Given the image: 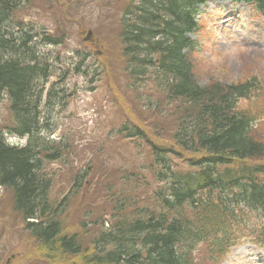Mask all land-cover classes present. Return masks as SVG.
I'll use <instances>...</instances> for the list:
<instances>
[{"label": "trees", "instance_id": "obj_1", "mask_svg": "<svg viewBox=\"0 0 264 264\" xmlns=\"http://www.w3.org/2000/svg\"><path fill=\"white\" fill-rule=\"evenodd\" d=\"M20 1L0 0V106L6 104L7 113L3 118L0 112V189L10 194L13 212L44 261L220 264L241 241L264 247V134L256 129L263 114L240 104L264 97V87L256 77L229 84L212 80L204 86L197 81L193 59L199 45L191 36L201 29L199 8L210 0L114 4L124 75L135 92L129 111L136 121L141 112L148 119L140 117L141 125L133 126L126 120L110 134L129 140L125 147L136 158L140 153L135 150L146 151L149 161L130 174L135 189L146 191L143 196L111 190L110 211L116 214L81 224L83 233L96 228L87 246L81 232L66 234L64 219L91 164L116 144L93 145L92 157L84 156L88 166L75 174L66 197L52 201L56 172L51 167L73 170L79 155L76 138L67 133L55 139L59 122L44 115L57 103L68 111L59 93L46 90L60 56L44 49L65 45L69 36L54 37L42 26L17 20ZM225 1L245 3L264 19V0ZM86 58L78 54V64ZM158 120L177 127L165 134ZM8 137L26 144L15 146ZM174 162H179L178 171Z\"/></svg>", "mask_w": 264, "mask_h": 264}, {"label": "rangeland", "instance_id": "obj_2", "mask_svg": "<svg viewBox=\"0 0 264 264\" xmlns=\"http://www.w3.org/2000/svg\"><path fill=\"white\" fill-rule=\"evenodd\" d=\"M120 1L22 0L21 9L16 13L17 20H25L26 25L42 26L47 34L54 37L69 36L65 45L57 49H44L53 57L60 56L55 63L54 78L46 88L53 90L54 94L59 93L62 96L60 102L63 107L66 102L68 110L63 112L60 103H57L54 110L47 108L48 112L45 110L44 115L46 118L54 117L59 122L60 131L54 134L55 139L67 133L76 138L75 148H78L76 153L79 155L73 170L59 165L51 167L56 172L52 201L66 197L75 174L88 166L89 160L85 161L84 156L88 159L92 157L89 152L95 151L93 145L116 144L108 153L100 156L103 160L96 158L98 163L91 164L92 171L85 186L71 201V208L64 219L66 234L81 232V243L85 246L92 241L96 228L83 233L82 222L89 220L94 223L102 217L116 214L110 211L108 195L111 190L119 195L124 190H134L143 196L146 191L145 187L135 189L134 180L130 179L136 167L141 169L149 161L146 151L135 150L137 154L140 153V157L136 158L131 148L125 147V142L129 140L120 141L118 136L112 137L110 134L111 131L116 132L126 120H131L130 125L133 126L134 123L141 125L140 117L146 123L148 119V113L141 112L136 121V116L129 111V103L134 101L135 92L130 90V82L124 75L122 48L113 8ZM50 3H55L56 7L50 6ZM63 19L66 21L63 22ZM198 20L201 30L191 36L199 45L193 59L197 81L204 86L212 80L229 84L256 77L260 87H264V20L247 5L226 1L207 2L199 8ZM87 32H92L93 44L85 41ZM78 54L82 58L87 57L83 60V67L79 68L80 75L76 74L81 61ZM67 72L69 75L65 77ZM61 89H65V92H55ZM240 104L245 109L249 107L263 114L256 129L264 134V97ZM0 112L3 118L6 117V104L0 106ZM156 123L162 125L165 134L173 133L177 127L172 122L165 124L158 120ZM146 130L142 128L143 132ZM153 135L157 137V133ZM7 140L12 144H26V140ZM174 165L178 171L179 162H174ZM139 173L140 170L138 176ZM150 183L154 190L152 178ZM152 190H147L149 197L153 194ZM11 200L10 194L0 189V264H47L42 253L36 249L35 242L24 231L20 216L13 212ZM132 211L133 208L128 210L129 213ZM128 212L125 215H130ZM222 264H264V249L241 243Z\"/></svg>", "mask_w": 264, "mask_h": 264}, {"label": "water", "instance_id": "obj_3", "mask_svg": "<svg viewBox=\"0 0 264 264\" xmlns=\"http://www.w3.org/2000/svg\"><path fill=\"white\" fill-rule=\"evenodd\" d=\"M91 37H92V32H88L86 41L91 40Z\"/></svg>", "mask_w": 264, "mask_h": 264}, {"label": "bare ground", "instance_id": "obj_4", "mask_svg": "<svg viewBox=\"0 0 264 264\" xmlns=\"http://www.w3.org/2000/svg\"><path fill=\"white\" fill-rule=\"evenodd\" d=\"M55 71H56V69H55ZM57 71H59V70H57Z\"/></svg>", "mask_w": 264, "mask_h": 264}]
</instances>
